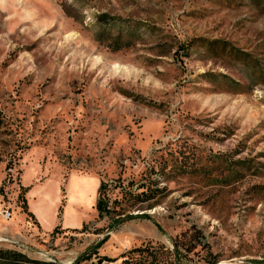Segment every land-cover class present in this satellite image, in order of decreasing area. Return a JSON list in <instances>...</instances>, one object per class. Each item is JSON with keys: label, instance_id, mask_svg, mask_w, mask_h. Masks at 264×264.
Wrapping results in <instances>:
<instances>
[{"label": "rangeland", "instance_id": "374dc122", "mask_svg": "<svg viewBox=\"0 0 264 264\" xmlns=\"http://www.w3.org/2000/svg\"><path fill=\"white\" fill-rule=\"evenodd\" d=\"M0 187V249L31 260L196 229L173 264H264V0H0Z\"/></svg>", "mask_w": 264, "mask_h": 264}, {"label": "trees", "instance_id": "16d2710c", "mask_svg": "<svg viewBox=\"0 0 264 264\" xmlns=\"http://www.w3.org/2000/svg\"><path fill=\"white\" fill-rule=\"evenodd\" d=\"M9 168V167H8ZM113 182H107L103 179L99 180V184L97 187V197L95 202V210L97 212V217H101L102 215H111L112 213H116V216L121 215V210H115L110 206V201L108 198L109 186L112 185ZM114 189H118L121 192L128 193L124 190L121 185H113ZM22 192H27L25 188L21 186ZM0 194L2 195V187H0ZM136 197V196H133ZM18 198L22 201V209L25 213L32 216V214L28 211L27 204L23 194H19ZM115 200V199H114ZM116 201V200H115ZM198 231L196 229H192L190 231L183 232L180 237H175L173 240V252H167L164 255V252H159L158 250H154V252H149L147 254L150 259L147 260L148 257L144 261L142 260H132V258L128 257L126 254H122L123 260L122 264H173L178 256L176 252L179 249L186 250L187 252H192L196 247L198 240ZM89 257L80 258L72 262L71 264H84L83 262L89 260ZM102 261H112L110 258H106L104 256L99 257L97 262L90 264H101ZM0 264H58L56 262L51 261H40V260H31L28 259L24 254L14 251V250H1L0 249Z\"/></svg>", "mask_w": 264, "mask_h": 264}, {"label": "crops", "instance_id": "0c3cea01", "mask_svg": "<svg viewBox=\"0 0 264 264\" xmlns=\"http://www.w3.org/2000/svg\"><path fill=\"white\" fill-rule=\"evenodd\" d=\"M28 195H29V192H28ZM28 207H29L30 210H32V209L30 208V204H29V203H28ZM32 213H33V215H34V220H35V219H38V218H37V214H36V212H34V210H32ZM35 222L37 223L36 220H35ZM37 225H38V223H37ZM73 225H77V222H74ZM73 225H72V226H73ZM38 226H39V225H38ZM67 226H68V225H67ZM44 233H47V232H44Z\"/></svg>", "mask_w": 264, "mask_h": 264}, {"label": "built area", "instance_id": "2783aa9c", "mask_svg": "<svg viewBox=\"0 0 264 264\" xmlns=\"http://www.w3.org/2000/svg\"><path fill=\"white\" fill-rule=\"evenodd\" d=\"M3 216L7 219V218H9L10 213L8 211H5Z\"/></svg>", "mask_w": 264, "mask_h": 264}]
</instances>
